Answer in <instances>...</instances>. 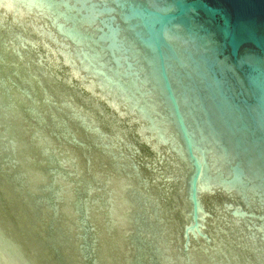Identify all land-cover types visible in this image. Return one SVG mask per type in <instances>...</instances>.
I'll list each match as a JSON object with an SVG mask.
<instances>
[{
  "label": "water",
  "instance_id": "95a60500",
  "mask_svg": "<svg viewBox=\"0 0 264 264\" xmlns=\"http://www.w3.org/2000/svg\"><path fill=\"white\" fill-rule=\"evenodd\" d=\"M0 264H264V0H0Z\"/></svg>",
  "mask_w": 264,
  "mask_h": 264
}]
</instances>
